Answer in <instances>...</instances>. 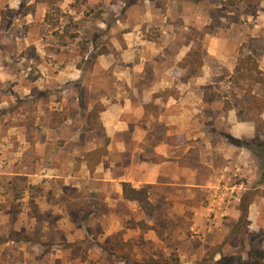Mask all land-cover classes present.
Returning <instances> with one entry per match:
<instances>
[{
	"label": "rangeland",
	"instance_id": "obj_1",
	"mask_svg": "<svg viewBox=\"0 0 264 264\" xmlns=\"http://www.w3.org/2000/svg\"><path fill=\"white\" fill-rule=\"evenodd\" d=\"M225 1L0 0V264H264V142L253 154L249 233L235 230L240 202L236 223L221 218L234 226L222 244L193 242L209 259L183 260L175 245L146 242L136 234L137 213L122 204L112 212L83 177L85 153L104 141L101 99L125 91V77L137 81L140 61L148 79L135 83L140 88L167 68L199 75L213 37L231 58L219 64L218 90L205 91L231 97L241 118L263 127L264 106L250 114L246 107L250 98L264 101V84L259 96L248 94L255 72L249 63L240 78L236 66L251 55L264 70V0ZM186 47L193 60L182 66L175 53ZM208 64L217 65L211 57ZM241 174L230 181L252 175ZM235 191L214 193L212 203L236 206ZM138 224L147 230L145 219Z\"/></svg>",
	"mask_w": 264,
	"mask_h": 264
},
{
	"label": "crops",
	"instance_id": "obj_2",
	"mask_svg": "<svg viewBox=\"0 0 264 264\" xmlns=\"http://www.w3.org/2000/svg\"><path fill=\"white\" fill-rule=\"evenodd\" d=\"M188 51L187 47L177 49L176 62L184 59ZM209 57L217 63L214 68L208 64ZM140 58L144 59L143 53ZM230 58L222 41L213 37L204 52L199 75L185 76L182 70L171 72L167 68L152 85L144 88L135 85L148 81L145 62L142 66L140 61L135 69L137 81L132 75L125 77L122 79L125 91L101 99L104 108L99 119L105 133L103 144L109 139L108 152L93 172L87 164L83 165V177L92 183L94 192L103 193L112 212H121L118 204H122L134 217L137 213L140 219L136 234H142L146 242L175 245L173 251L183 260L209 259L205 251L199 253L192 247L193 242L200 243V247L222 244L231 226L221 218L226 216L236 223L242 214V196L255 197L258 188L250 186L257 171L251 146L264 142V138L258 139L264 125L260 127L244 112L241 118L240 109L231 97L219 91H205L211 85L218 90L216 85L223 79L219 64L224 65ZM262 85L256 83L252 93L259 96L257 90ZM165 89L174 93L154 96ZM246 108L249 114L256 111ZM258 116L264 123L263 109ZM243 172L252 175L230 181ZM124 181L135 188H148L147 211L138 201L124 198ZM258 181L260 184L262 176ZM229 188L238 195L236 206L220 200L212 203L214 193ZM256 204L254 198L249 206V220ZM143 219L147 230L138 224ZM182 245L187 246L182 248ZM164 254L170 256L169 251ZM221 254V250L216 252L212 259L218 260Z\"/></svg>",
	"mask_w": 264,
	"mask_h": 264
},
{
	"label": "trees",
	"instance_id": "obj_3",
	"mask_svg": "<svg viewBox=\"0 0 264 264\" xmlns=\"http://www.w3.org/2000/svg\"><path fill=\"white\" fill-rule=\"evenodd\" d=\"M238 2V0H227L225 1V3L227 4H231L234 5ZM76 36V35H74ZM63 44H66V41L63 42ZM103 51H101L102 53ZM100 53V54H101ZM193 60V58L188 55L187 57H185L183 60H181L179 62V65L185 66L187 64V62ZM249 63H251V65L249 66L250 68H252L255 72L249 86L247 87V93L250 94L253 86L256 83H261L264 84V70H262L259 67V64L253 59V57L251 55H247L245 57H241L239 59V63L236 66V70H238L239 74H240V78H245L246 77V72L242 70V68L246 65H248ZM174 93V91L170 90V89H165L162 92H157L154 94L155 97L157 96H166L168 94ZM247 104L250 106H258L259 108H263L264 106V101H259L257 98H250V100L247 102ZM95 114L97 115L98 113H93L92 116L95 118ZM109 139L105 140V143L95 149H92L90 151H87V153H85L84 159L86 160V164L88 166V168L90 169V171H93L96 167V165H98L102 159L103 156H105L108 152L107 150V144H108ZM235 142L239 143V141L235 140ZM260 145H262V143H257L255 146H251L252 150H256ZM261 147V146H260ZM122 187H123V195L124 198L127 200H131V201H138L141 204H148L149 203V191L147 187H141V188H135L133 187V185L130 182H122ZM254 199V195L252 194H246L242 196V205L241 208L243 210V216L242 218L238 221L237 224H235V230H238V228L242 229L244 231L245 234H248V229L246 227L243 226V224L245 223V220L248 217L249 214V206L251 204V202ZM95 212V211H94ZM128 242V241H126ZM128 257V256H127Z\"/></svg>",
	"mask_w": 264,
	"mask_h": 264
}]
</instances>
